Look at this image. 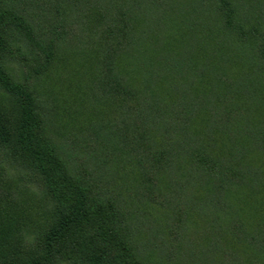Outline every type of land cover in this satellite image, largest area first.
<instances>
[{
  "label": "trees",
  "instance_id": "trees-1",
  "mask_svg": "<svg viewBox=\"0 0 264 264\" xmlns=\"http://www.w3.org/2000/svg\"><path fill=\"white\" fill-rule=\"evenodd\" d=\"M261 16L259 0H0V264H151L139 204L165 210L183 264H264Z\"/></svg>",
  "mask_w": 264,
  "mask_h": 264
},
{
  "label": "rangeland",
  "instance_id": "rangeland-1",
  "mask_svg": "<svg viewBox=\"0 0 264 264\" xmlns=\"http://www.w3.org/2000/svg\"><path fill=\"white\" fill-rule=\"evenodd\" d=\"M259 3H264V0H259ZM260 19H261V22H264V16H261ZM15 50H21L20 53L19 54L17 53L16 55V58H17V63L15 65L16 71L17 72L26 71L29 74L32 73L35 78L37 76V74L35 73L37 71V61H35L34 57L28 54L27 51L23 49L22 47H18ZM59 92H62L63 94H65V92H68L70 94V91L65 86L60 88ZM62 141L64 145H67L69 147V151L72 153V157L74 156L73 150L71 149L73 144H75V146L78 144L83 145L82 142H76V140L75 142L74 141L69 142L68 140H62ZM145 205L147 207H143L142 204L137 205V207L138 209L141 208L140 210L144 212V215H143L144 218L148 219V222H147L148 228L152 229V226L154 227L153 221L155 220L158 221V227H157L158 231L155 232L154 235H151L147 232H141V234H138V237H136L138 238L139 247L142 252L141 253L142 257L149 256V253L152 254L148 261L151 264L152 263L153 264H164V263L165 264H183V258L181 256V253L178 252V250L174 249L173 251H170V252L169 250H167L169 246L174 247L176 244H178V242L173 241V242L165 243V239L167 238V233L165 232L166 223H167L166 218L164 216L165 210L162 207L155 205V204H145ZM197 244L204 245V247L207 245L206 242L197 243ZM177 246L179 247L180 245H177ZM169 253H171V255ZM174 256L176 258H174ZM154 258L157 259V262L153 260ZM197 258L199 259V264H210L209 261H214L215 263V258L214 259L209 258L206 260L204 257H197ZM187 264H194V263L188 262Z\"/></svg>",
  "mask_w": 264,
  "mask_h": 264
}]
</instances>
